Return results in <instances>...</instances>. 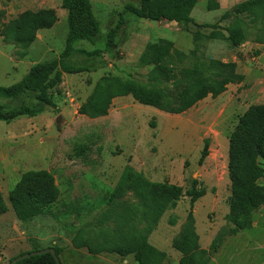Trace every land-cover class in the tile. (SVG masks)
Listing matches in <instances>:
<instances>
[{
	"label": "rangeland",
	"instance_id": "obj_1",
	"mask_svg": "<svg viewBox=\"0 0 264 264\" xmlns=\"http://www.w3.org/2000/svg\"><path fill=\"white\" fill-rule=\"evenodd\" d=\"M215 1L219 8L210 10L209 0H199L192 14L195 24L189 26L155 23L126 14L120 47L115 52L98 59L75 56L70 60V64L91 72L63 76L53 94L56 108L45 107L43 115L21 118L10 125L0 122V196L8 207L0 216V264H10L35 247L64 249L62 264H138L133 255L94 256L73 246L81 228L100 224L127 166L152 183L181 187L185 194L194 187L205 191L192 212L198 253L209 251L216 239H222L220 251L210 264H264V207L255 214L252 228L237 236L228 235L231 224L227 219L232 206L230 136L252 106L264 105V45L256 42L257 33L247 19L244 25L250 28V36L241 47L233 49L221 39L208 40L213 27L224 29L235 24L236 8L248 0ZM91 2L103 36L118 24V14L126 5H138L140 0ZM45 9L55 11L58 21L51 30L40 32L30 49L23 51L0 38V87L20 82L36 64L58 57L68 35L63 0H0L5 23L26 12ZM161 39L172 41L190 65L205 60L236 63L245 81L230 85L223 95L208 97L182 115L142 106L132 97L115 99L104 118L89 119L79 114L97 82L107 75L148 84L151 68L141 67L139 60L148 44ZM102 40L96 48H103ZM84 47L95 48L89 44ZM205 141L210 142L209 155L200 165ZM262 165L264 168V162ZM39 171L54 176L61 196L45 216L22 224L9 196L24 174ZM259 183L264 185V179ZM190 210V198L185 196L175 209L164 211L157 224L138 225L152 247L165 254L163 264H181L184 257L175 245L182 240ZM100 227L107 232L110 225Z\"/></svg>",
	"mask_w": 264,
	"mask_h": 264
},
{
	"label": "trees",
	"instance_id": "obj_2",
	"mask_svg": "<svg viewBox=\"0 0 264 264\" xmlns=\"http://www.w3.org/2000/svg\"><path fill=\"white\" fill-rule=\"evenodd\" d=\"M198 2L140 0L138 5L128 4L118 14V24L110 27L102 36L101 22L95 15L91 0H63V9L68 12V35L63 52L52 60L33 66L20 82L10 87H0V122L10 125L21 118L43 115L45 107L56 108L53 94L61 85L63 76L91 72L89 68L70 64V60L75 56L98 59L115 52L120 47L126 14L155 23L189 26L195 24L192 14ZM218 8L215 0H209L210 10ZM235 18V24L227 28L213 27L214 31L207 39L225 40L231 48L237 49L250 36V28L244 25L247 19L257 33L256 42L264 45V0L241 3L236 8ZM5 20V12L0 11V38L26 51L36 42L40 32L55 26L58 18L55 11L45 9L26 12L8 23ZM101 37L103 48H96ZM88 44L95 48L87 50L84 46ZM187 59L172 41L161 39L148 44L139 60L141 67L151 68L148 84L107 75L97 82L80 107L79 114L89 119L104 118L109 115L115 99L132 97L142 106L169 115H182L208 97L223 95L230 85L245 81V75L238 71L236 63L205 60L190 65ZM30 98L32 101L28 102ZM209 146L210 142L205 141L200 165L209 155ZM263 162L264 105H256L240 117L230 136L228 175L232 206L227 218L231 224L229 236H237L252 228L255 214L264 207V185L259 183L264 179ZM205 194V191L195 187L185 194L181 187L152 183L127 166L109 199L107 210L100 218V224H87L81 228L73 238V246L76 250L87 249L94 256L108 253L126 258L133 255L138 264H163L165 254L152 247L138 225L157 224L164 211L175 209L187 196L191 205L188 225L175 249L184 257L181 264H210L220 251L222 239H216L209 251L198 253V236L192 212L195 203ZM60 196L61 192L51 173L28 172L10 193L9 201L16 218L22 224H28L45 216ZM7 212L8 207L0 196V216ZM107 224L110 225L107 232L99 230L100 225L104 227ZM52 249L61 261L64 249ZM41 250L44 249L35 247L33 251L13 258L10 264L20 256ZM17 264L57 263L52 255L46 254Z\"/></svg>",
	"mask_w": 264,
	"mask_h": 264
},
{
	"label": "water",
	"instance_id": "obj_3",
	"mask_svg": "<svg viewBox=\"0 0 264 264\" xmlns=\"http://www.w3.org/2000/svg\"><path fill=\"white\" fill-rule=\"evenodd\" d=\"M61 119L58 120V123H60ZM46 254H50L54 257L55 261L57 264H62L60 259L57 257L56 255V251L54 249H45V250H41V251H36V252H32L23 256H20L16 259H14L11 264H17L21 261H24L26 259H29L31 257H37V256H42V255H46Z\"/></svg>",
	"mask_w": 264,
	"mask_h": 264
}]
</instances>
